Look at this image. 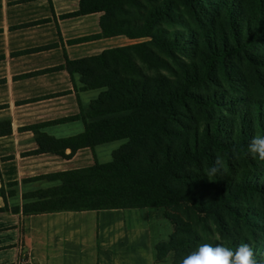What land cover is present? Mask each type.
Listing matches in <instances>:
<instances>
[{
    "label": "trees",
    "instance_id": "trees-1",
    "mask_svg": "<svg viewBox=\"0 0 264 264\" xmlns=\"http://www.w3.org/2000/svg\"><path fill=\"white\" fill-rule=\"evenodd\" d=\"M181 1L183 8L190 6L202 13L196 1ZM165 2L169 4L166 9ZM173 2L80 1L77 15L99 13L101 32L76 42L116 36L147 41L65 60L63 69L79 76L83 91H97V95L79 113L82 134L70 141L46 140L41 149L63 156V147L75 151L113 142L120 145L108 162L33 179L59 185L24 194L27 203L22 212L160 208L173 233L167 244L155 247L158 260L172 252V264H179L184 255L204 243L203 237L213 236L212 224L215 232L227 238L225 246L233 249L244 243V233H251L256 244L249 246L261 264L264 237L257 234H264L262 210L247 206L244 200L248 196L264 198V175L255 178L251 171H233L226 176L224 160L246 156L250 139L264 135V104L254 102L242 108L245 100L239 96L201 95L189 89L206 82L211 61L202 78L184 72L165 90V75L161 74L165 53L172 56L191 43L184 38V30L192 35L180 23L175 13L180 8ZM218 7L230 38L223 36L215 44L203 39L212 58L246 53L256 43L264 44V0H224ZM165 22L178 25L176 33L165 32ZM262 63L264 66V57ZM0 194L3 196L2 188ZM62 200L69 206H62ZM179 233L184 234L181 239Z\"/></svg>",
    "mask_w": 264,
    "mask_h": 264
},
{
    "label": "crops",
    "instance_id": "crops-1",
    "mask_svg": "<svg viewBox=\"0 0 264 264\" xmlns=\"http://www.w3.org/2000/svg\"><path fill=\"white\" fill-rule=\"evenodd\" d=\"M80 1L0 0V264H161L155 247L165 241L145 224L130 230L123 217L149 208L22 212L24 194L59 185L33 179L108 162L120 145L63 147V156L41 149L82 134L79 113L97 95L65 60L131 44L124 36L76 42L101 32L99 13L77 15Z\"/></svg>",
    "mask_w": 264,
    "mask_h": 264
},
{
    "label": "rangeland",
    "instance_id": "rangeland-1",
    "mask_svg": "<svg viewBox=\"0 0 264 264\" xmlns=\"http://www.w3.org/2000/svg\"><path fill=\"white\" fill-rule=\"evenodd\" d=\"M173 1L176 7L180 8L179 12L175 11V13L178 14L180 23H185L188 26V29L191 30L192 35L186 34L187 30H184L182 32L184 38L190 40L191 43L181 47V49L177 51H174L172 56L165 53V69H161V74L165 75V90L170 84L172 87V82H175L184 72H188L190 74L194 73L198 78H202L205 73L203 72L204 68L207 63L211 61L210 73L209 76H207L208 78L206 79V82L199 88L193 86L189 87V89H192L201 95L212 93L218 95L227 93L230 96H239L245 100L243 104H240V107L242 108H245L249 103L254 102L264 104V66L260 65L263 64L262 58L264 57V44L256 43L257 45L248 49L246 53H232L221 59H214L212 58V51L206 49L204 46L203 39H207L212 44H215L217 41L221 40V37L227 35V39L229 40L230 33L228 31V27L225 25L223 12L221 8L218 7L221 6L224 0H200V2L198 0H189L193 2L196 1L200 4L199 7H202V13L201 10L200 12H195L194 8H190V6L189 8H183L181 0V4L178 0ZM168 5L169 4L165 2V9ZM213 7L214 10L211 9ZM236 23L237 26H239V23ZM163 27L167 33H176L178 30V25L169 24L168 22H165ZM193 36L196 38H193ZM130 41L131 44H137L146 42L147 40L130 39ZM223 115L226 116L224 112ZM118 147L119 146H117V148ZM225 161L227 165L226 166L224 164L226 168V176H230L231 173H234L233 171H237L238 173L251 171V176H254L255 178L261 173L264 175V161H260L253 156H233L232 158L224 160V163ZM228 166H230L229 169L227 168ZM244 201L248 204L247 206L254 207L257 211L259 209L262 210V218H260V222L263 223L264 198L258 196H248ZM61 205L69 206L67 200H62ZM163 212L164 211L160 208H149L139 212L124 210L123 217L126 222L129 220L131 224L130 230L132 231L137 228H141V224H145L147 228L149 227L151 229L150 232L152 234H156L155 238H158L155 239V242H159L160 240L165 241V243L163 242L159 244V246H161L168 243L169 236L173 233V226L171 227L168 221L164 219ZM211 226L214 230V234L213 236H208L206 238L203 237L204 243L206 242L213 245L222 244L225 246L227 238L224 235L220 236L217 232H215L216 230L214 225L211 224ZM201 234L204 235L203 233ZM183 235L184 234L179 233L177 234V238L181 239ZM132 237L133 236L130 235V239ZM244 237V243L252 246L256 244L255 238H253L251 233H244ZM257 237L262 238L264 237V234H257ZM213 240L215 242H212ZM164 251V254H166V250ZM174 258V254L169 252L162 260L160 259L159 262H161V264H172ZM260 263L264 264L263 261Z\"/></svg>",
    "mask_w": 264,
    "mask_h": 264
},
{
    "label": "clouds",
    "instance_id": "clouds-1",
    "mask_svg": "<svg viewBox=\"0 0 264 264\" xmlns=\"http://www.w3.org/2000/svg\"><path fill=\"white\" fill-rule=\"evenodd\" d=\"M246 147L247 155L264 161V135L253 136ZM179 264H258V261L247 243L235 249L222 244L201 243L184 255Z\"/></svg>",
    "mask_w": 264,
    "mask_h": 264
}]
</instances>
